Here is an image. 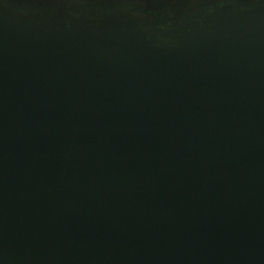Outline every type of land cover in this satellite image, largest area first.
I'll use <instances>...</instances> for the list:
<instances>
[{"label":"water","instance_id":"1","mask_svg":"<svg viewBox=\"0 0 264 264\" xmlns=\"http://www.w3.org/2000/svg\"><path fill=\"white\" fill-rule=\"evenodd\" d=\"M0 264H264V0H0Z\"/></svg>","mask_w":264,"mask_h":264},{"label":"flooded vegetation","instance_id":"2","mask_svg":"<svg viewBox=\"0 0 264 264\" xmlns=\"http://www.w3.org/2000/svg\"><path fill=\"white\" fill-rule=\"evenodd\" d=\"M13 1H15V0H13ZM191 8H196L197 6L196 5H191L190 6ZM175 10H176V8H174Z\"/></svg>","mask_w":264,"mask_h":264}]
</instances>
